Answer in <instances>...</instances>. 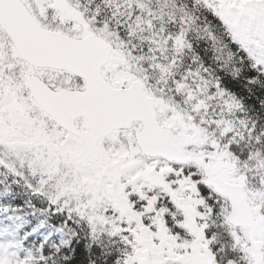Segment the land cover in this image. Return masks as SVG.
<instances>
[{"label": "snow or ice", "instance_id": "obj_1", "mask_svg": "<svg viewBox=\"0 0 264 264\" xmlns=\"http://www.w3.org/2000/svg\"><path fill=\"white\" fill-rule=\"evenodd\" d=\"M0 264H264V0H0Z\"/></svg>", "mask_w": 264, "mask_h": 264}]
</instances>
